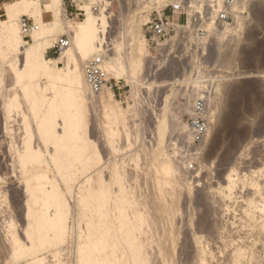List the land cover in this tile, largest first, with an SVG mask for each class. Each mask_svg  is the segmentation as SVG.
<instances>
[{"label": "bare ground", "instance_id": "1", "mask_svg": "<svg viewBox=\"0 0 264 264\" xmlns=\"http://www.w3.org/2000/svg\"><path fill=\"white\" fill-rule=\"evenodd\" d=\"M110 1L111 0H109V1L106 0L108 5L110 4ZM130 1L131 0H125V3H124L125 6H127L128 4H129L128 6H130V4L134 3V1H133V3ZM166 1L168 2L169 0H137L138 5L137 4L136 5L140 8V7L146 6L147 5L146 3L151 2V3H153V4H150L151 6L154 5L155 9H156V7H157V9H159L163 5H166L165 4ZM96 2H97V0H85V2H83L81 8L83 10H85L86 17L77 26L75 25V22L73 21V19L68 18V16H67V7L65 6V0H14L11 3H6L5 5H3L4 12H5V18H2L0 15V58L2 59L3 64L6 65V68L8 70L10 69L11 72L13 71V79L15 82L14 85L15 84H22L21 89H20L22 94H20V93L18 94V91H17V94H15V97L14 96L12 97L15 100L13 99L12 101L9 102L8 100H10V99H8V100L5 99L3 101V105H1V104L0 105L2 106V109H5V112H4V110H2V111L4 112V114L7 113V117H5V118H6V121H9V122L12 118H9V120H7V119H8V116L10 117V115H9L10 111H11V113L13 112L12 106L15 105V107L18 108L17 113L22 114V116H23L22 120L25 124V135H26L24 138V142L21 145V147L17 148L16 151L14 152L16 154L15 155L16 156L15 161H17V167L13 166V168H15V170H13V171H16V169H18L17 171L19 172L21 179H23V181L21 182V183H23V185H22L23 187H22V189L20 188V190L23 191L22 195H24L23 196L24 198L22 200L25 201L26 224H25V227L23 229L24 231H22L23 235H20V233H18V229L15 228V224H14L15 222H11V223L9 222L8 223V222H5L2 220L3 222H5V224L8 225L6 227L7 229L5 230V235L3 234L5 236L4 239L6 240L7 246L9 247V250H10L9 252H11L15 258L21 259V257L22 258L24 257L27 260V264H177L181 260L180 261L176 260L177 263H174V261H175L174 258H171V257L168 258L169 255H168V257L165 256V257L161 258V256H163L164 253L162 254L161 249L158 250V248L160 247L159 246L160 244L158 245V248H157L158 252L156 250L153 251V249H156V247H155L156 245H152L153 243L151 242V235L153 234L154 229L157 228V227L154 228V226L157 223L154 226H152V224L150 222L149 224H146V225H148V227H145L146 225H144V224L147 222V220L150 217V216H148L149 213L147 214L145 212H142L139 209H134V208H137V206L134 203V201H135L134 199H136L134 197L136 195L135 194L132 195L133 192L129 193L128 195L130 198V194H131L132 195L131 198L134 201L131 200V198L130 199L127 198L128 196H126V194L129 192L128 190L130 188H133L130 186H129L130 187L129 188L127 186V188H129V189L126 190L127 189L126 185L122 184V183H124L123 177H125V179H126V177H128L127 176L128 171L127 172H126V170H125V172L123 171V173H126L125 174L126 176H124V174H123V176H121L120 174H117V175L115 174L117 169H118V171L119 170L122 171L123 170L122 168L124 166H123V164H122L123 167H121V164H119V166L114 165V164L121 163L122 161H124V159L126 161H128V160L126 158H124L121 162H119V158H118V160H117L118 162H117L115 160L116 159L115 158L114 162H117V163L113 162L114 166L111 165V167L108 165L110 167V168H108V170H109L108 173L110 172V169L112 170V168L114 169L116 166H117V169L115 168L116 170H112L113 174H109V176H110L109 181H108V178L106 181V179L103 177L104 173H102V171L106 172V170H101L100 169L101 166L99 168V165H100L99 161H102V155H101L102 152L99 151L100 152L99 153L97 151L98 150L97 146L94 148L95 150L97 148L96 151L92 149V147H93L92 144H94L95 142L92 143V141H90V139H92V137L91 136L89 137L88 136L89 132L86 131V129L88 130V127H90V126H88L89 123L88 124L86 123L87 120H86L85 114L87 115L86 112H88L89 114L91 112L92 116L94 114V116L97 117V119L100 118V121H101L100 123L103 124V126L101 128L104 129L103 132H106L105 135H108V137L111 136V138L109 137L110 139L114 138L115 140L116 139L120 140L121 138L125 137L123 139H127V141H128V143L126 141L127 146H128V144L130 145V147H132L133 144H135L134 146H137L136 143H133V141L131 140L132 138L130 139V137L135 132L134 130H132L133 127H137L135 129L136 133H134L136 136L137 135L139 136V133H140L139 124H138L139 122L136 123L137 120H135V118H136V116H138L141 113V109H142L141 108L142 107L141 106V98H142L141 95H143L142 89L147 88L151 91L152 85L153 86L156 85V86H160V87L161 86L162 87L163 86L168 87V86H172L177 81H179L180 84H185V83H188L189 82L188 80H190V79H189V77H188V79L185 78L186 77L185 76L181 80L180 79H173L171 81L165 80V81L158 82L159 80L154 79V81L150 82V80H151L150 77L147 78L149 80H146V78H144V72H147L146 70L152 69L151 65L154 66L155 63H158V64L160 63V61H157V59H154V56H151V52H150L151 48L148 44V41H147L145 35L143 36V39H142V32H141L142 31V24L145 22V20L148 19L149 13L147 15L146 14L145 15L137 14V15H134L133 17H127L126 18V16L124 15L125 14L124 12H126V11H123L124 10V8H123L124 4L122 3V1L121 0H113L114 5L115 4L118 5V6H116V5L115 6L117 7L116 12L118 13L117 19L119 21L118 22L119 25L115 31V33H116L115 39L111 40V42L108 43L106 40L107 36L105 35V32L108 29L107 24H108L109 19L104 14V10H101V12H97V13L92 11V5ZM126 8H128V7H126ZM144 8H146V7H144ZM112 9H115V8H112ZM238 9H239V7H238ZM136 12H137V10H136ZM136 12H135V14H136ZM93 13L94 14H101V17L99 16L100 18H98ZM23 15L30 17L38 25V28L31 32V34H30L31 40H29V41L25 40L24 35L22 33L21 26H20V18ZM115 15H116V13H115ZM107 19H108V21H107ZM240 21L241 20L239 18V20L237 21V25L235 27L231 25V26L225 27L223 30L229 31V33L234 32L233 35H235L237 33L235 31H238V29H240V26H241ZM218 32L221 34L224 33V32H220V31H218ZM218 32L214 33V36H215L214 39L217 38L215 42L218 41L217 42L218 44L216 43V45H218L219 49H220L221 43L223 41L225 42V40H223L224 37H225V39H229L232 41V39H230L231 38L230 35L232 33L226 34L225 36L220 37ZM238 33H239V31H238ZM61 35H68V37L70 39V45L68 47H65L61 51V54L59 55L58 58H51V57L47 56V50L50 47L51 40L52 39L57 40ZM227 35H229L230 38H228ZM226 36H227V38H226ZM236 36L237 35H235L234 38H236ZM103 39H105V41L108 43V45L111 46V48H109L110 51L108 52L107 58H106L105 63H104V67L107 70L108 75L110 77L123 76L129 81V83L131 85V92L133 94L132 95L133 96V98H132L133 103L129 104V109H131V110H128L127 112H126V109L120 104V102L115 99L114 92L110 88V86L105 88L107 91V95H108L107 96L108 99H107L105 94H103L105 92V89L98 94H94L90 91L89 86L86 82V78L84 75V65L88 59H90L92 56H94L99 51L100 43H102ZM144 39L146 41V44L144 43ZM237 39H238V36H237ZM235 41H236V39L233 42H235ZM230 49H231V47H230ZM195 52H197V51H195ZM232 52L233 51H231V53ZM223 53H225V52H223ZM226 54L227 55H225V54L224 55L229 57L228 56L229 53L227 52ZM21 55H23V58L20 57ZM88 56H90V57L88 58ZM195 56H196V58L198 57L197 54H195ZM223 58L225 59V62H226V60H227L226 57L223 56ZM60 60L64 61V64L63 65L61 64L62 66L59 65ZM229 62H230V60H229ZM195 63H197V61ZM56 65H58V67H56ZM148 65L151 66L150 69H147ZM0 68H2V67H0ZM196 69H198V67ZM198 71H199V69H198ZM8 73H10V72H8ZM0 74H1V72H0ZM148 74L149 73H147V75H145V76H148ZM240 74H242V71L239 73V75ZM1 75L3 76V74H1ZM153 75H154V73H153ZM207 76L208 75H206L204 73L202 74V72L199 71L197 73V77L192 76V78H191V81L193 84L189 83L192 85L193 88L190 87V85H189L190 90H189L188 86H187L188 89L186 90L185 89L186 84L184 85L185 88L181 89L182 91H183V89H185V91H183V94H181L182 92L180 91L181 96L186 97L185 98L186 102L180 103V105L182 106L181 107L182 109L188 110L187 112H189V113L192 112L193 103L190 100V98L194 97L196 94H198L200 92V89L202 86V82L200 81V79H201V77L203 78V77H207ZM0 78H1V76H0ZM225 80L227 81V79H224L223 81H225ZM219 84L221 85L220 82H219ZM11 87L13 88V86H11ZM11 87H9V88H11ZM164 88L166 89V87H164ZM174 88H176V87H174ZM168 89L170 90V87ZM168 89H167V91H168ZM14 90H15V88L11 92L15 93L16 90L15 91ZM9 91H10V89H9ZM11 92H9V93H11ZM16 95L17 96L22 95L21 96L22 98L19 97L20 98L19 99V98H17ZM10 96H11V94H10ZM10 96H9V98H11ZM4 97H8V95L7 96L5 95ZM168 97H169V95H167L165 97V101H164L165 105L162 108L163 112L160 111L163 114H161V113L160 114L158 113L159 115L156 114L157 117L155 119V124H154L155 125V133L157 136V138L155 137L156 140L154 139L156 141V142L154 141L156 143V145L154 144V142H152L154 144V148H153L152 144H150L151 148H153L150 151H154V157H153L152 161L150 160L149 162H151L153 167L156 168V172L161 174V175L155 176L156 178L153 181H151V182H153L152 183L153 185L155 184L154 186L158 187L159 197H156L157 199H154L155 197L153 195L150 196V198H148L146 200V202H147L146 204L154 203V204L159 205V204L166 203V201H168V199L165 200L166 196L171 197L170 198L171 201L173 200V203L177 204V199H179V196L181 193V192L179 193L180 187L176 188L174 186V185H176V183L173 184V182L176 180V178H175L176 175L181 173V170H180L181 163H183V165H184L186 163V161L184 163L183 156H182V158H179V160H178V158L176 157L177 155H176L175 151H174L175 152V157H174V154L171 155L170 153L167 152V147L165 150L164 144H165V139L167 138L166 132L168 131L166 129L169 127V125L172 126L171 128H173L174 131L175 130H177L179 132H181V130L186 131V133L184 134L183 137H180V136L179 137L181 138V140L187 141L191 146V138H190V134L188 132V126H187V124H185V122L182 118V114L181 113L180 114L175 113L173 115L171 114L172 115L170 118L171 120H169V118L166 116V113L170 112L169 110L167 111V108L170 105ZM143 98H144V96H143ZM221 99H222L221 94L218 91V96L216 99H214V104H213V107L211 109V115H212V118L214 121L217 118V114H216L215 110L219 106H221L220 105ZM162 101L163 100H161V102ZM176 102H177V100H176ZM6 103H7V105H6ZM178 103H179V101H178ZM177 105H178L177 108H179V104H177ZM3 106H4V108H3ZM171 106H172V104H171ZM15 107H14V109H15ZM10 108H12V109H10ZM20 108H21V110H20ZM175 109H173V110H175ZM219 109H220V107H219ZM3 112H1V113H3ZM15 114L16 113H14V115ZM141 115H142V113H141ZM167 115H170V113ZM89 116H91V114ZM95 117H93V118H95ZM0 119H2V118H0ZM88 120H89V117H88ZM130 120L135 122V126L132 124L134 122H132ZM129 122H132L131 123L133 125L132 127H131V125H129L130 124ZM5 123H7V122H5ZM8 123H7V125H8ZM100 123H98V124H100ZM24 124H23V126H24ZM98 124H97V126H98ZM7 125H5V128L7 130H9L10 128H8ZM136 125H138V126H136ZM147 129H149V128H147ZM100 130L98 131L99 133H100ZM131 131H133V132H131ZM141 131H143V130H141ZM212 131H213V129L211 127L209 137H211V135L213 133ZM148 132L151 133L150 131H148ZM169 132H170V130H169ZM130 133H132L131 136H130ZM173 133L174 132H172V134ZM145 134H146V131H145ZM154 134H153V136H154ZM169 134H168V136H169ZM135 135H133V137ZM34 137H36L37 138L36 140H38L39 143H41L45 148H43L39 143L37 146H33L31 140ZM179 137H177V138H179ZM209 137H208V139H209ZM105 138H107V137H105ZM138 138H136V139H138ZM114 139L109 141L107 138L106 140L112 143L114 141ZM117 140L115 143H112V144L113 145L117 144L116 146L120 147V146H118ZM133 140L135 141V139H133ZM147 140H146V142H147ZM98 141H100V140H98ZM107 141H105V142H107ZM121 141H123V140L121 139ZM121 141H118V142L120 143ZM96 143H98V142H96ZM96 143L94 144V146L96 145ZM103 143H104V141H103ZM111 143L107 144L108 147H109V145H111ZM116 146L114 145V147H116ZM150 146H148V147H150ZM190 146L188 145L187 147H190ZM109 148H110V150L112 149V147H109ZM123 148H126V147L123 146ZM108 149H107V151H108ZM120 149H122V148L120 147ZM193 149H196V148H193ZM118 151L119 150H117V152ZM132 151H134V150H132ZM245 151L246 150H244V152L241 155L246 156ZM109 152H111L112 154L117 153V152H112V151H109ZM142 153H139V154L141 155ZM144 153H146V152H144ZM128 154H129V152H128ZM118 155H120V153ZM142 155L143 156H140V157L145 158L146 155H144V154H142ZM149 155H151V152ZM159 156L161 159L159 158ZM243 156H241V157H243ZM136 157L137 156H135V158ZM138 157H139V155H138ZM140 157L138 158L137 162L139 161ZM148 158L151 159L150 156H148L147 159ZM158 158L160 159L159 160L160 162L156 161V160H158ZM141 159H140V162H141ZM180 159H183V160H180ZM109 160H110V158H109ZM144 160L146 161V159H144ZM185 160H187V159H185ZM49 162L52 163L53 167L50 166ZM102 162H101V165L103 164ZM129 162H130V158H129ZM13 163L16 164V162H13ZM123 163H125V162H123ZM106 164H108V163L106 162ZM131 164H133V163H131ZM135 164H136V162H135ZM144 164L146 165L145 162H144ZM10 165H12V164H10ZM104 165H102V169H104V168L107 169V167H104ZM145 165H143V166L145 167ZM118 167H121V168L119 169ZM53 169H57L58 172L54 171ZM148 169H149V167H148ZM6 171H8V170H6ZM10 171H12V169ZM85 171H86V173H85ZM118 171H117V173H118ZM138 173H137V175H139ZM132 174H134V173H132ZM3 175H5V177H8L9 174L7 173V175H6L5 170H4ZM118 175H120V177ZM137 175H135V176H137ZM12 176L13 177L15 176L13 174V172H12ZM130 176H132V175H130ZM149 176H150V174H149ZM140 177H139V181H137L138 178L135 181L140 182V180L142 179V178L140 179ZM143 177H145V176H143ZM182 177H184V176H182ZM222 177H223V182H225L226 184L224 186L220 184L219 187L217 186V190H216L217 192H219V194H221V197H220L221 203H220V200H218V198H215V199H217V201H215V202H217V203L219 202L218 204H220L221 207L219 208V211H218V209H214V210L212 209L213 211L210 210L208 212L205 211L206 212L205 213L206 214V217H205L206 220H207V217H209L212 214H213V216H215V218L218 221L223 220L224 216L226 215L225 211L227 209L225 207L226 203L224 202V198L226 196H228L227 193H231V190L235 187L237 180H236V178H233L232 170H230V172L226 173ZM3 178L4 177L1 176L0 180H2ZM120 178L121 179L123 178V181ZM16 179H18V176ZM132 179H131V181H132ZM180 179H181V177H180ZM127 180L129 181L128 178H127ZM144 180H145L144 185H146L147 184L146 182H149V181H146V179H144ZM133 181H134V179H133ZM62 182L64 183V186L66 187L65 190H67V191H64V189L60 188L62 186V184H61ZM184 183L189 184V181L187 183L185 181ZM260 183H261L260 181L259 182L251 181V185L253 186L254 192H257L261 189ZM130 184H132V183H130ZM138 184L136 183V185H138ZM121 185L125 186V187L123 186L122 188L124 190H126V192L128 191L126 194L124 193L125 191L121 188ZM190 185H191V183H190ZM19 186H18V188H19ZM115 187L116 188L119 187V188L115 189ZM147 187H149V186L147 185L145 187L146 190H147ZM182 188H183V186H182ZM190 189H191V187H190ZM262 191H264V190H262ZM4 192H6V191H3L2 188L0 187V206H1L2 210L4 209V208H2V205H3L2 203L8 201L7 193L4 194ZM65 192H67V193H65ZM208 194H209V192H208ZM181 195H182V193H181ZM69 198L70 199L72 198L74 201L75 200L79 201V203H81V205H82V208H84L86 211L89 210V212L91 213V214L87 213L90 216L86 221L84 220L85 218L82 219L83 215L81 216V219L85 221L84 226H82L80 224V219H79L80 215L77 213V212H79V211H77L78 209L75 210L73 207H71V203L69 201ZM261 200H263V201H261L256 207L260 209V223L259 224L264 229V199H261ZM204 201H206V200H204ZM211 201H212V199H211ZM211 201H210V203H211ZM255 201L256 200H252L253 203H256ZM215 202H213L211 205H213ZM74 204H77V205H75L76 207L79 205L78 203H74ZM136 204H137V202H136ZM81 205H79V206H81ZM206 205H209V204H206ZM215 205H216V203H215ZM79 206H78V208H79ZM163 207H164V205H163ZM213 207H215V206L213 205ZM148 208H149V206H147V209ZM84 209H83V212H85ZM156 209H157V207H156ZM173 209L174 208H172L171 211ZM142 210H143V207H142ZM180 211L182 212V208ZM180 211L178 212V209H177L178 214L181 213ZM146 212H147V210H146ZM217 212H219V213L222 212L219 217H216L219 214V213L217 214ZM0 213L2 214V211ZM168 213L169 214L171 213L170 210L168 211ZM207 214L208 215L210 214V215L208 216ZM72 217H73V220L71 219L72 224L70 225L69 220ZM83 217H85V216H83ZM177 217H180V214ZM181 218H182V215H181ZM203 219H204V217H203ZM183 220H185V219L183 218ZM156 222H157V220H156ZM176 223H178V222H176ZM192 223H194V222H192ZM207 223L208 222H206V224ZM185 224H184V226H185ZM203 224H205V223H203ZM229 224H230V222H229ZM1 225H3V227H4L3 223ZM195 225H197V224H195ZM207 225L209 227L210 224H207ZM173 227H175V225ZM205 228H207V226L204 227V229ZM209 228H208V230H209ZM214 228H216V227L214 226ZM201 229H199V230H201ZM199 230L197 232H200ZM201 231H203V230H201ZM205 231L206 230H204L203 233H205ZM218 232H220V230ZM230 232H232V231H230ZM155 233H156V231L154 232V234ZM206 234H207V232H206ZM217 234H216V236H217ZM210 235H208V236H210ZM218 235L220 236V233ZM161 237H162V235H161ZM225 240L228 241V239H225ZM239 240H241V239L239 238ZM157 241H158V238H157L156 242ZM161 241H160V243H161ZM155 244H157V243H155ZM166 248H168V247H166ZM241 249L239 251L240 254L236 255L235 261L233 263L231 262V264H240L241 261H240L239 256L241 255L243 257V255H246V254H243V255L241 254V252L244 253L243 252L244 250H241ZM169 250H171V249H169ZM245 250L247 251V249H245ZM171 253L172 252H170L169 254H171ZM191 253L192 252H190V254ZM165 254H166V252H165ZM252 254H254V253H252ZM234 255H235V253H234ZM251 256H253V255H251ZM159 257H160V259H159ZM199 258L197 261H199ZM194 259H195V257H194ZM232 259H234V258L232 257ZM255 259H256V257H255ZM182 261L185 264L187 260L184 261L182 259ZM202 261H204V260L202 259ZM227 261H228V258H227ZM254 262L256 263V261H254ZM189 263L190 262H188V264ZM248 264H250V263H248Z\"/></svg>", "mask_w": 264, "mask_h": 264}, {"label": "rangeland", "instance_id": "2", "mask_svg": "<svg viewBox=\"0 0 264 264\" xmlns=\"http://www.w3.org/2000/svg\"><path fill=\"white\" fill-rule=\"evenodd\" d=\"M121 1L123 4L125 3V0H121ZM133 1H134V3H133ZM171 1L173 2V0H169L168 2L166 1L165 4H168ZM83 2H85V0H65V6L67 7V16H68V18L73 19L76 26L80 22H82V20L86 17V15L78 17L77 12H76V8L77 7L81 8ZM130 2H132L133 4H130V6H128L129 4L127 6H125V4H124V7H123L124 8L123 11L127 12V13L124 12L125 14L123 13L126 16V18L127 17H133L134 15H137V14H143V15L146 14L147 15L149 13L148 19L145 20V22L142 24V31L141 32H142V39H143L144 31H145V23L149 19H151L152 16L155 15L157 11L162 12V8L165 7L166 5H163L159 9H157V7H156V9H155L154 5H152V6L150 5L153 3L148 2V3H146L147 4L146 6L139 8L137 6L138 5L137 0H131ZM115 5H114L113 0H111L109 7H108V11L107 12L104 11V14L106 15V17L110 21L109 22L107 19L108 29L106 31L107 33L105 32V35L107 36L106 40L108 43H110L111 40L115 39V37H116L115 31L119 25V23H118L119 21L117 19L118 13L116 12V8H117L116 6H118V5H116V6ZM126 7H128V8H126ZM144 7H146V8H144ZM112 8H115V9H112ZM136 10H137V12H136ZM247 11H248L247 18L242 19L240 21L241 26H240V29H238L239 33H238V31H235V32H237L235 35L238 36V39H237V36H236V38H234L235 37V35H233L234 32H231L232 33L231 34V33H229V31L219 30L220 32H224L222 34L218 32L220 37L221 36L223 37L226 34H231L233 36L232 37L230 35V37H231L230 38L229 35H227L228 38L232 39V41L229 39H225V37H224L223 40H225V42L222 40L223 42L220 45L221 46L220 49H219V46L216 45V43L218 41L215 42L217 38L214 39L215 36L213 34L211 37V40L209 41V45L205 49L204 53H202L201 50L195 52V49L191 48V49L184 50L181 53H179L178 54L179 58L169 59V60L161 59L159 64L155 63L154 66L151 65L152 69H150L151 66L148 65L147 69H150V70H146L147 72H144V78H146V80H149L147 78L150 77L151 78L150 82L154 81V79L159 80L158 82L165 81V80L171 81L173 79H180L181 80L185 76H186L185 78H187V79L189 77L190 80H188L189 81L188 83H185L186 85L180 84L179 81H177L172 86H168V87L167 86H163V87L161 86L160 87V86H156V85L153 86L152 85L151 91L147 88L142 89L143 90L142 91L143 95H141L142 96V98H141V106H142L141 107L142 108L141 113H142V115L140 113L135 118V120H137L136 123L139 122L138 124H139L140 133H139V136L137 135L139 138L134 134V133H136L135 129L137 127H133L134 129L132 128V130L135 131L133 133V135H135L134 137H133L132 133H130V136L132 135L130 137V139L132 138L131 140L133 141V143H136L137 146H134L135 144H133L134 147L133 146L130 147L129 144L127 146L128 141H127V139H123V138H125V137H123L121 139L123 141L125 140L124 142L121 141V139L120 140L116 139L118 146H120L122 149H120V147H117L116 146L117 144H114L116 146V147H114V145L112 143H115L116 140L114 138L110 139L111 136H109L110 137L109 138L108 135H105L106 132H103L104 129L101 128L103 126V124L100 123L101 122L100 118H98L99 119L98 120L97 117L94 116V114L92 116L91 112H90L91 116H89L90 114L88 112H86L87 115L85 114L86 120H87L86 123L87 124L89 123L88 126H90V127H88V130L86 129V131L89 132L88 136L89 137L91 136L93 139V140L90 139V141H92V143L98 142V143H96L95 146H94L95 143L92 144L93 145L92 149L95 150L94 148L97 146L98 150H97V148H96V150L98 152L99 151L102 152L101 155H102V161L103 162L99 161L100 162L99 168L101 166V168H100L101 170H106V172L102 171V173L105 174V175L103 174V177L106 179V181L108 178V181H109L110 180L109 174H113L112 170H116L117 166H119V164H121V167L124 166L122 168L123 169L122 171L119 170L121 173L118 171V169H117L118 173H117V171H116V173L114 171L113 172L116 175L120 174L121 176H123V174H124V176H126L125 175L126 173H123V171L124 172H125V170H126V172L128 171L127 172L128 177H126V179H125V177H123L124 181H123V178L122 179L120 178V179L124 182L122 184H125L126 188H127V186L128 187L130 186L133 188H130V187H129L130 189L127 188L126 190L129 189L128 190L129 192L127 191L128 193L126 192V190H124L122 188L124 185H121V188L125 191L124 192L125 194L127 193L126 194V196H128L127 198H129L128 194L131 192H133L132 195H134V194L136 195L135 197L134 196L133 197L136 198L138 201L136 199H134L135 200L134 201L131 198L132 195L130 194L131 200H133L135 205L137 206V208H134V209H139L142 212H145L147 214L149 213L148 216H150V217L147 220L148 223L146 222L144 225L149 224L151 222L152 226H154L157 223L154 226V228L157 227L154 229V232L156 231V233L154 234V232H153V234L151 235V242L153 243L152 245H156L155 246L156 249H153V251H155V250L157 251L158 245L160 244L159 245L160 247L158 248V250L161 249L162 254L163 253L165 254V252H166V254L165 255L163 254V256H161V258L165 257V256L168 257V255H169L168 258H170V257L174 258L175 261L181 260L178 263H177V261L176 262L174 261V263H177V264H179V263L181 264L183 262L182 259L184 261L187 260L185 264H188V262H190L189 264H191V263L192 264H229V263L231 264V262L233 263L235 261L236 255L240 254L239 251L241 248H242L241 250H244L243 251L244 253L241 252V254L242 255L246 254V255H243V257L241 255L239 256L240 261H241L240 264H248V263H250V264H264V229L259 224L260 223V209L256 207L261 201H263L261 199H264V191H262V190H264V182H263L264 181V76H263L264 75V0H253L248 5ZM135 12H136V14H135ZM70 13H73V14L69 15ZM115 13L117 16L115 15ZM0 15L2 18H5V12L4 11H0ZM94 15L98 18L101 17V14H94ZM236 25H237V23L234 24L233 26L235 27ZM227 36H226V38H227ZM235 39H236V41L233 42ZM25 40H27V41L31 40V36L26 38ZM55 41L56 40H54V39L51 40L50 47L47 50V56H49L51 58H58L59 55L61 54V52L56 53L54 51V49H52V46L54 45ZM144 43L146 44L145 39H144ZM229 46L231 47V49ZM231 51H233V52L231 53ZM150 52H151V56H152L153 55L152 51L150 50ZM223 52H225V53H223ZM227 52L229 53L228 54L229 57L225 56V55H227L226 54ZM195 54H197V56H198L197 58H196ZM222 55L224 57H226V59H227L226 62H225V59L223 58ZM20 57L23 58V55H21ZM89 57L90 56H88V58ZM229 60H230V62H229ZM196 61H197V63H195ZM61 64L63 65L64 61L60 60L59 65L62 66ZM4 65L5 64H3L2 59L0 58V67H2V68H0L1 69L0 72H1V74H3V76L0 74V76H1V78H0L1 79L0 80V104L1 105H3V101L5 99H7V100L10 99V100H8L9 102L12 101L14 99L12 97L13 96L15 97V94H17V91H18V94L19 93L22 94L20 91L22 84H15L14 85L15 82L13 79V71L11 72V70L10 69L8 70L6 68V65L5 66ZM56 67H58V65H56ZM197 67H198L199 71L202 72V74L204 73L206 75H213V77L214 76H218V78L220 77L219 82L221 83V85L219 84V90L218 91L220 92L222 99H221V103H220L221 106H219L220 109H219V107L216 109L218 112L215 110V112L217 114V118L215 119L214 125L212 126V129H213L212 132L213 133H212L211 137H209V139H207V141L203 145V147L198 146L196 149H192L190 157H187L185 155H182L181 150H180V149H182V147H186V149H187L188 148L187 146L188 145L190 146V144L187 141L181 140V138H180V137L184 136L186 131H182V130H181V132H179L177 130L174 131L173 128H171L172 126L169 125V127L166 129L168 131L166 132L167 138L165 139V144H164L165 150L167 147L168 153H170L171 155L174 154V157H175V152H176V155H177L176 157L178 158V160H179V158H182V156H183L184 160L183 159H180V160H183L184 163L186 161V163L184 165H183V163H181V165H182V166L180 165L181 173L179 172L180 174H177L178 176L176 175V177H175L176 180L173 182V184L176 183V185H174L176 188L180 187L179 193L181 192L182 195L180 193L181 197L179 196V199H177V204H174L173 200L171 201V199H170L171 197H169V196L165 197V200L168 199V201H166V203L159 204V205L154 204V203L146 204L147 203L146 200L148 198H150V196L153 195L155 197L154 199H157L156 197H159L158 187L154 186L155 184L153 185L152 184L153 182H151V181H153L156 178L155 176L161 175V174L157 173L156 168L153 167L151 162H149L150 160L152 161V159L154 157V151H150V150L154 148V144L156 145L155 140H156L157 136L155 133V125H154L155 119L157 117L156 114H158V113L163 114L162 108L165 105L164 104L165 103L164 102L165 97L167 95H169L168 99H169L170 105L168 106L167 111L169 110L170 112L166 111L167 112L166 116L169 118V120H171L170 118L173 114H175V113L180 114L181 113L185 124H187V119H188L190 113L187 112L188 110L181 108L182 106L180 105V103L186 102V100H185L186 97L181 96V94H183V91H185V89L187 90L189 88V85H190V87H192V85L189 83H192V81H191L192 76L197 77V73L199 72L198 69H196ZM195 71L196 72L198 71V72L196 73ZM241 71H242V74L239 75V73ZM8 72H10V73H8ZM147 73H149L148 76H145V75H147ZM153 73H154V75H153ZM224 79H227V81L226 80L223 81ZM116 80L119 81L118 85H119V87H121V90L116 91L117 94L115 96V99L120 102V104L126 109V112H127L128 110H131V109H129V104L133 103L132 102L133 101V99H132L133 94L131 92V85L125 77L113 76V77H110L109 86L111 83L114 84ZM184 85L186 86V88ZM11 86H13V88ZM173 86L176 88H174ZM187 86H188V88H187ZM9 87H11V88H9ZM164 87H166V89ZM169 87H170V90L168 89ZM14 88L16 90V91L14 90L15 93L11 92V91H13ZM182 88H185V89H183V91H182L181 90ZM9 89H10V91H9ZM167 89H168V91H167ZM189 90H190V88H189ZM180 91L182 92L181 94H180ZM9 92H11V93H9ZM10 94H11V96H10ZM103 94H105L106 98L108 99L106 89H105V92ZM5 95L6 96L8 95V97H4ZM9 96L11 98H9ZM21 96H17V98H19V97L22 98ZM143 96H144V98H143ZM161 100H163V101L161 102ZM176 100H177V102H176ZM178 101H179V103H178ZM175 102L177 104H179V108L181 110L179 108H177L178 105ZM171 104L173 107L171 106ZM1 105H0V107H1L0 111L3 112L2 110H4V112H5V109H2ZM6 105H7V103H6ZM14 107H15V105L12 106L13 112L11 113V111H10V113H9L10 117L8 116V119H7V120H9V118H12L10 120V122L6 121L5 117H7V113L4 114V112L3 113L0 112V118H2V119H0V125H1L0 126V147H1L0 148V172H1L0 177L2 176L5 178V179L3 178L2 180H0V187L2 188L3 191H6V192H4V194L7 193V197H8V201H9V202L7 201V202L2 203L4 205V206L2 205V208H4L3 210L1 209V206H0V212L2 211V214L0 213V215H1L0 216V219H1L0 223L2 222L4 224V227H3V225H1L2 223L0 224V264H27V260L24 257L23 258L21 257V259L15 258L13 256V254L11 252H9L10 251L9 247L7 246V242L4 239L5 238V236H4L5 230L7 229L6 227L8 226L7 224H5V222H8V223L9 222L10 223L15 222L14 223L15 228L18 229V233H20V235H23L22 231H24L23 229H24L25 224H26L25 201L22 200L24 198L23 197L24 195H22L23 191L20 190V188L22 189V187H23L22 186L23 183H21L23 181V179H21L20 174L17 171L18 169H16V171H13V170H15V168H13V166L17 167V161H15V157H16L15 155L16 154L14 152L16 151L17 148L21 147V145L24 142V138L26 136L25 135V124L22 120L23 119L22 114L17 113L18 108L15 107V109H14ZM3 108H4V106H3ZM12 108H10V109H12ZM173 109H175V110H173ZM20 110H21V108H20ZM160 111H162V112H160ZM14 113H16V114L14 115ZM169 113H170V115H167ZM88 117H89L90 121L88 120ZM93 117H95L96 119ZM132 120H130V121H132ZM5 122H7V123L9 122L8 125ZM132 122H134V121H132ZM132 122H129L130 123L129 125H131V127L133 125L135 126V122L134 123H132ZM98 123H100V124H98ZM23 124H24V126H23ZM97 124H98V126H97ZM5 125H7L8 128H10V129L7 130L5 128ZM136 126H138V125H136ZM146 127L149 128L150 130L147 129ZM99 130H100V133L98 132ZM141 130H143V131H141ZM147 130L150 131L151 133H149ZM169 130L171 133L169 132ZM145 131H146V134H145ZM131 132H133V131H131ZM172 132H174V133L176 132V133L172 134ZM153 134H154V136H153ZM168 134H169V136H168ZM105 137H107L109 141H111L113 139H114V141L111 143V142L107 141L106 140L107 138H105ZM177 137H179V138H177ZM101 138L102 139L104 138V139L102 140ZM136 138H138V139H136ZM36 139L37 138L34 137L31 140L33 146H37L39 143V141ZM133 139H135V141ZM98 140H100V141H98ZM146 140H147V142H146ZM103 141H104V143H103ZM105 141H107L108 143ZM118 141H121V142L119 143ZM126 141H127V143H126ZM152 142H154V144ZM109 143H111V145H109V147H112L111 150L107 145ZM145 143L146 144L148 143V144L146 145ZM39 144L43 148H45L41 143H39ZM150 144H152L153 148H151ZM123 146L126 148H123ZM148 146H150V147H148ZM107 149H108V151H107ZM117 150H119V151L117 152ZM132 150H134V151H132ZM244 150H246L248 152L247 153L245 151L246 156L241 155L244 152ZM109 151L117 152V153L116 154L113 153L114 154L113 155ZM149 151L151 152V155H149L150 154ZM128 152H129V154H128ZM138 152L139 153L143 152L142 154L146 155L145 158L140 157L143 155L142 154L140 155ZM144 152H146L147 154ZM119 153H120V155H118ZM138 155H139L140 159L142 158L141 162H140V159L137 162V160L139 158ZM135 156H137L138 158L137 157L135 158ZM148 156H150L151 159H149V158L147 159ZM241 156H243V157H241ZM109 158H110V160H109ZM118 158H119V162H121L124 158H126L128 161H126L124 159V161H122L121 163L114 164V163L118 162L117 161ZM129 158H130V162H129ZM159 158H160V156H159ZM159 158H158V160H156L157 162H160L159 160L161 158L160 159ZM114 159L117 162H114L115 161ZM144 159H146V161ZM185 159H187V160H185ZM192 161H194V162H192ZM13 162H16V164ZM101 162L103 163L102 165L105 164L104 167H107V169H105L104 167H103L104 169H102ZM106 162L108 164H106ZM123 162H125V163H123ZM135 162H136V164H135ZM144 162L146 163L147 166L144 164ZM191 162L195 167L194 170H189V166H190ZM49 163H50V166L53 167L52 163L51 162H49ZM131 163H133L136 167ZM10 164H12V165H10ZM113 164L117 165L115 167L116 169L112 168V170L110 169V172L108 173V171H109L108 168H110L111 165H113ZM122 164H123V166H122ZM143 165H145V167ZM121 167H118V168L120 169ZM130 167L131 168L133 167V168L131 169ZM148 167H149V169H148ZM11 169H12V171H10ZM4 170H5L6 175H7V173L9 174L8 177H5V175H3ZM6 170H8V171H6ZM53 170L58 172L57 169H53ZM230 170H232L233 178H236L237 182L235 184V187L231 190V193H227L228 196H226L224 198V202L226 203L225 207L227 209L225 211L226 215L223 218L224 221L223 220L218 221L215 218V216H213V214L212 215L209 214L210 216L207 214L209 217H207V220H206L205 219V217H206L205 213L206 212H208L212 209L213 210L218 209V211H219V208L221 207V205L218 204L219 202L218 203L215 202V201H217V199H215V198H218V200H220V203H221V198H220L221 194H219V192H217L216 190H217V186L219 187L220 184L223 186L226 184L225 182H223L222 176H224L226 173L230 172ZM12 172L16 177L12 176ZM85 173H86V171H85ZM132 173H134V174H132ZM137 173L139 175H137ZM149 174L151 177L149 176ZM120 175H118V176L120 177ZM130 175H132L133 177ZM135 175H137V176H135ZM17 176H18L19 180L16 179ZM138 176L139 177L141 176L140 179L142 178L140 180V182L135 181V180H137V178H138L137 181H139ZM143 176H145V177H143ZM182 176H184V177H182ZM180 177H181V179H180ZM127 178L129 179V181L127 180ZM132 178L134 179L135 182L133 181ZM131 179H132V181H131ZM144 179H146V181H149V182H146L147 183L146 185H144V181H145ZM185 181H186V183L189 181V184H185L184 183ZM251 181H256V182L260 181L261 182L260 183L261 189L257 192H254L253 186L251 185ZM130 183H132V184H130ZM136 183L137 184L139 183V184L136 185ZM190 183H191V185H190ZM61 184H62V186L60 188L64 189V191H67V190H65L66 187L64 186V183L62 182ZM147 185L149 186V187H147V190L149 189L148 191L145 188ZM18 186H19V188H18ZM182 186H183V188H182ZM190 187H191V189H190ZM118 188L115 187V189H118ZM208 192H209V194H208ZM65 193H67V192H65ZM211 199L213 202L216 203V205H215V203L213 204L216 208L213 207V205H211L213 203L211 201ZM72 200H73L72 198L71 199L69 198V201L71 203V207H73L75 210L78 209L77 211L80 212V213L77 212L80 215L79 216L80 217L79 218L80 224L82 226H84L85 221L90 216L88 214H91V213L89 212V210L86 211L84 208H82V205H81V203H79V201L75 200L76 201L75 202L74 200L73 201ZM204 200H206V201H204ZM252 200H256L255 201L256 203H253ZM210 201H211V203H210ZM136 202H137V204H136ZM74 203H78L81 206L78 205L79 206V208H78V206L77 207L75 206L77 204H74ZM206 204H209L210 206L206 205ZM163 205H164V207H163ZM147 206H149L148 209L150 211L147 209ZM142 207H143V210H142ZM156 207H157V209H156ZM172 208H174V209L171 211ZM181 208H182V212L180 211ZM83 209L85 212H83ZM177 209H178V212L179 211L181 212V213H179L180 217H177V216H179V214L177 213ZM146 210H147V212H146ZM169 210L171 212L170 214L168 213ZM218 213L219 212H217V214ZM221 213H219L218 216H216V217H219L221 215ZM82 215L85 217H83ZM181 215H182V218H181ZM81 216H82V219L85 218L84 219L85 221L81 219ZM203 217L205 220L203 219ZM183 218L185 220H183ZM71 219L73 220V217L70 218V220H69L70 225L72 224ZM2 220L5 222H3ZM156 220H157V222H156ZM176 222H178V223H176ZM192 222H194L198 226ZM206 222H208L207 224H210L209 225L210 228L208 227ZM229 222H230V224H229ZM203 223H205V224H203ZM184 224H185V226H184ZM174 225H175V227H173ZM205 225L207 226V228L204 229V227H206ZM214 226L216 228H214ZM145 227H148V225H146ZM208 228L211 232L208 230ZM199 229H201L203 231H201ZM198 230L200 232H197ZM204 230H206L205 233H203ZM212 230L213 231L215 230V231L213 232ZM219 230H220V232H218ZM230 231H232V232H230ZM206 232H207V234H206ZM216 232L218 234L220 233V236ZM216 234H217V236H216ZM161 235H162V237H161ZM208 235H210V236H208ZM157 238H158V241L156 242ZM239 238L241 240H239ZM225 239H228V241ZM160 241H161V243H160ZM155 243H157V244H155ZM166 247H168V248H166ZM169 249H171V250H169ZM245 249H247V251ZM168 250L172 253L169 254L170 252ZM190 252H192V253L190 254ZM234 253H235V255H234ZM252 253H254V254H252ZM251 255H253V256H251ZM231 256L234 259H232ZM194 257H195V259H194ZM197 257L198 258L200 257L199 261H197L198 260ZM255 257H256V259H255ZM201 258L204 261H202ZM227 258H228V261H227ZM159 259H160V257H159ZM254 261H256V263ZM182 264H184V262Z\"/></svg>", "mask_w": 264, "mask_h": 264}, {"label": "built area", "instance_id": "3", "mask_svg": "<svg viewBox=\"0 0 264 264\" xmlns=\"http://www.w3.org/2000/svg\"><path fill=\"white\" fill-rule=\"evenodd\" d=\"M253 0H174L157 11L145 23L144 35L152 51V56L157 61L179 58V53L194 48L204 53L209 45L212 35L227 26H233L237 21L247 18L248 5ZM109 5L106 0H97L92 5V11L97 13L108 11ZM239 7V9H238ZM77 16H84L85 10L76 8ZM70 13L69 15H72ZM20 26L24 38L30 37L38 25L30 17L23 15L20 19ZM70 45L68 35H61L52 46V49L61 52ZM111 48L103 39L99 51L88 59L84 65V75L89 89L92 93L98 94L109 86L110 77L104 67L105 60ZM212 77V78H211ZM220 77L208 75L201 77L202 86L200 92L191 97L192 112L187 119L188 132L191 138V146L183 147L182 155L190 157L192 149L202 146L208 139L214 120L211 109L214 99L218 96ZM119 81L110 84L116 96V91L121 90ZM194 162V161H192ZM190 164L189 170H194Z\"/></svg>", "mask_w": 264, "mask_h": 264}, {"label": "crops", "instance_id": "4", "mask_svg": "<svg viewBox=\"0 0 264 264\" xmlns=\"http://www.w3.org/2000/svg\"><path fill=\"white\" fill-rule=\"evenodd\" d=\"M14 0H0V11H4V7L3 5H5L6 3H11Z\"/></svg>", "mask_w": 264, "mask_h": 264}]
</instances>
